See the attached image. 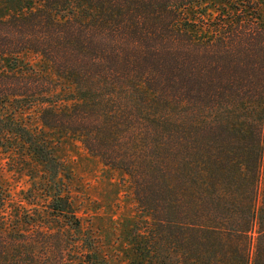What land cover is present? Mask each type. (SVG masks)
Here are the masks:
<instances>
[{"label": "trees", "instance_id": "trees-1", "mask_svg": "<svg viewBox=\"0 0 264 264\" xmlns=\"http://www.w3.org/2000/svg\"><path fill=\"white\" fill-rule=\"evenodd\" d=\"M56 136L127 177L143 264H264L254 1L0 0V149L43 166L36 193L69 228L23 230L32 209L0 186V264H105L81 235Z\"/></svg>", "mask_w": 264, "mask_h": 264}, {"label": "rangeland", "instance_id": "rangeland-1", "mask_svg": "<svg viewBox=\"0 0 264 264\" xmlns=\"http://www.w3.org/2000/svg\"><path fill=\"white\" fill-rule=\"evenodd\" d=\"M208 1L212 8H218L228 1L238 4L244 0ZM252 1L264 22V0ZM23 58L36 66L43 64L30 53L23 54ZM54 138L57 153L67 168L73 205L82 222L81 235L94 238L97 255L105 264H143L130 241V230L139 217V208L127 177L103 165L78 141ZM44 173L43 166L31 158L24 162L0 149V186L14 197L16 205L32 209L30 214L36 218V223L20 222L19 226L25 231H34L43 225L68 235L69 228L51 215L46 197L36 193L34 184L42 181ZM33 196H36V205L28 203ZM74 233L73 230L69 234Z\"/></svg>", "mask_w": 264, "mask_h": 264}]
</instances>
